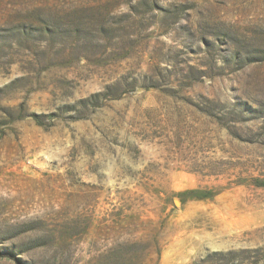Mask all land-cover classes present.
Returning <instances> with one entry per match:
<instances>
[{
	"label": "rangeland",
	"instance_id": "obj_1",
	"mask_svg": "<svg viewBox=\"0 0 264 264\" xmlns=\"http://www.w3.org/2000/svg\"><path fill=\"white\" fill-rule=\"evenodd\" d=\"M0 264H264V0H0Z\"/></svg>",
	"mask_w": 264,
	"mask_h": 264
},
{
	"label": "trees",
	"instance_id": "obj_2",
	"mask_svg": "<svg viewBox=\"0 0 264 264\" xmlns=\"http://www.w3.org/2000/svg\"><path fill=\"white\" fill-rule=\"evenodd\" d=\"M203 196V195H202Z\"/></svg>",
	"mask_w": 264,
	"mask_h": 264
}]
</instances>
